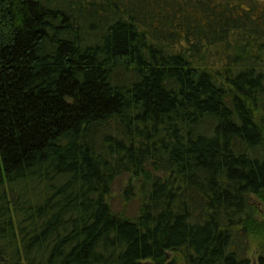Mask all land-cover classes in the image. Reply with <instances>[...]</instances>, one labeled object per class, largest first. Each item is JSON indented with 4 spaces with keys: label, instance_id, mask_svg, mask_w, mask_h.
Listing matches in <instances>:
<instances>
[{
    "label": "trees",
    "instance_id": "16d2710c",
    "mask_svg": "<svg viewBox=\"0 0 264 264\" xmlns=\"http://www.w3.org/2000/svg\"><path fill=\"white\" fill-rule=\"evenodd\" d=\"M144 262L264 264V0H0V264Z\"/></svg>",
    "mask_w": 264,
    "mask_h": 264
},
{
    "label": "rangeland",
    "instance_id": "374dc122",
    "mask_svg": "<svg viewBox=\"0 0 264 264\" xmlns=\"http://www.w3.org/2000/svg\"><path fill=\"white\" fill-rule=\"evenodd\" d=\"M118 186H119V185H118ZM120 191H121L120 187H116V186H115V198H117V197L120 196ZM114 200H115V203H118V201H120L119 199H114ZM252 249H253V252H254L255 249H256V246L253 245V246H252ZM143 264H150V263H148V262H144Z\"/></svg>",
    "mask_w": 264,
    "mask_h": 264
}]
</instances>
